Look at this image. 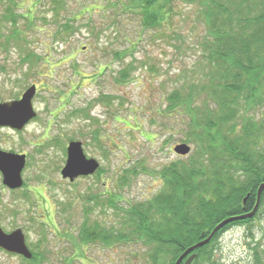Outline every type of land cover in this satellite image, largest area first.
I'll return each mask as SVG.
<instances>
[{
  "label": "rangeland",
  "instance_id": "374dc122",
  "mask_svg": "<svg viewBox=\"0 0 264 264\" xmlns=\"http://www.w3.org/2000/svg\"><path fill=\"white\" fill-rule=\"evenodd\" d=\"M61 1L0 0V101L16 100L35 84L38 114L21 133L0 130V145L29 152L23 176L40 192L11 191L0 176V224L6 231L21 227L35 255L31 260L0 248V264H148L142 240L108 246L84 242L80 232L86 206L93 208L90 224L117 228L118 206L151 198L163 187V166L194 155L196 146L180 140L181 124L156 113L175 86L194 76L201 52L195 36L203 24L181 0L167 35L143 29L139 15L121 9L129 0ZM83 4L94 11L91 20L79 14ZM68 22L72 32L64 30ZM14 28L23 39L7 43ZM177 36H183L179 48ZM133 41L135 50L117 55ZM27 50L39 59L27 60ZM131 61L129 78L117 82ZM72 140L100 162L98 173L74 182L61 175ZM179 143L191 145L190 153L176 154ZM212 251L217 264H255L257 253L264 256V209L250 223L222 231Z\"/></svg>",
  "mask_w": 264,
  "mask_h": 264
},
{
  "label": "trees",
  "instance_id": "16d2710c",
  "mask_svg": "<svg viewBox=\"0 0 264 264\" xmlns=\"http://www.w3.org/2000/svg\"><path fill=\"white\" fill-rule=\"evenodd\" d=\"M175 1L129 0L120 7L139 15L143 29H159L158 33L167 35ZM181 1L193 5L203 24L195 36L201 52L193 66L194 76L175 86L166 96V106L156 114L168 124H181L180 140L196 146L194 155L163 166V187L151 198L118 206L117 228L90 224L93 208L86 206L88 217L80 232L82 241L108 246L112 241L142 240L148 264H175L220 221L252 211L264 182V0ZM88 6L83 4L79 14H88L91 20L94 11ZM63 26L68 32L74 28L70 22ZM100 31L94 30L97 36ZM172 32L177 33L175 28ZM179 37L178 48L183 41ZM14 38L23 39L17 28L6 42ZM137 45L133 41L117 55H127ZM26 52L27 60L39 59ZM133 68L132 61L121 68L117 82H125ZM112 201L111 195L108 203ZM262 208L264 189L254 215L217 230L208 243L194 250L197 255L191 264H217L212 249L220 233L234 224L250 223ZM180 264H186L185 259ZM255 264H264V256L257 253Z\"/></svg>",
  "mask_w": 264,
  "mask_h": 264
},
{
  "label": "water",
  "instance_id": "95a60500",
  "mask_svg": "<svg viewBox=\"0 0 264 264\" xmlns=\"http://www.w3.org/2000/svg\"><path fill=\"white\" fill-rule=\"evenodd\" d=\"M37 92L36 85L29 87L20 99L12 101H0V126H12L14 128H23L25 124L37 115L33 105V98ZM174 151L178 155H186L191 151V145L187 143H179L174 147ZM17 155L8 153L0 149V170L3 173V180L6 185L11 188L22 186L23 179L21 171L25 164V158H16ZM100 167V162L93 157H88L84 151L83 143L80 140H72L67 146V159L61 169V175L65 179L73 182L80 176H87L95 173ZM264 189V182L258 188L257 202L252 211L229 216L220 221L211 233L204 239L187 248L177 259L175 264H180L185 259L186 264H191L197 253L196 248L208 243L214 233L221 227L235 220L246 219L252 217L256 212L260 195ZM0 248L11 253L22 254L30 259L33 256L32 251L26 243V237L21 228L11 232L5 231L0 224Z\"/></svg>",
  "mask_w": 264,
  "mask_h": 264
},
{
  "label": "flooded vegetation",
  "instance_id": "af4514ba",
  "mask_svg": "<svg viewBox=\"0 0 264 264\" xmlns=\"http://www.w3.org/2000/svg\"><path fill=\"white\" fill-rule=\"evenodd\" d=\"M22 96H20L19 98H16V99H20ZM10 100H12V99H10ZM37 116H38V114L35 116V117H33L32 119H30L26 124H25V126L23 127V128H21V129H19V128H14V127H12V126H7V125H4V126H0V130H4V129H9L10 131H12V132H14V133H21V132H23V131H25L26 130V127L28 126V124L29 123H31L33 120H35L36 118H37ZM1 144V143H0ZM0 149L1 150H3V151H6V152H8V153H13V154H15V155H17V157L16 158H18V159H21V157H24L25 158V164H24V166H23V169H22V171H21V175H22V179H23V184H22V186H20V187H18V188H11V187H9L8 185H6L5 183H4V180H3V173H2V171L0 170V176L2 177V183H3V185H5L9 190H11V191H22L23 189H28L30 192H32V193H34V194H36L37 192L40 194V192L38 191V189L37 188H32V187H30V186H28L27 185V181L25 180V178H26V176L24 177L23 176V174L25 173V171H26V166H27V163L29 162V152L27 151V150H20V149H12V148H9V149H7V148H4V147H2V145H0ZM41 220H43V218H41ZM17 228H19V227H16V228H13L12 230H8L7 232H11V231H13V230H15V229H17ZM23 230V229H22ZM5 231H6V229H5ZM25 236H26V234H25ZM26 243H27V245H28V247H29V244H28V241H27V237H26ZM30 248V247H29ZM2 250H5V249H3V248H1ZM15 255H18V256H21V257H24L22 254H17V253H14ZM33 255H34V252H33Z\"/></svg>",
  "mask_w": 264,
  "mask_h": 264
},
{
  "label": "bare ground",
  "instance_id": "6f19581e",
  "mask_svg": "<svg viewBox=\"0 0 264 264\" xmlns=\"http://www.w3.org/2000/svg\"><path fill=\"white\" fill-rule=\"evenodd\" d=\"M19 228H21V227H19ZM18 229V228H17ZM22 229V228H21Z\"/></svg>",
  "mask_w": 264,
  "mask_h": 264
}]
</instances>
